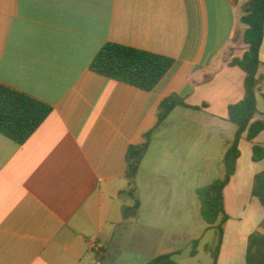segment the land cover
<instances>
[{
    "label": "crops",
    "instance_id": "obj_1",
    "mask_svg": "<svg viewBox=\"0 0 264 264\" xmlns=\"http://www.w3.org/2000/svg\"><path fill=\"white\" fill-rule=\"evenodd\" d=\"M250 1L0 0V84L52 108L23 145L0 134V264H102L134 226L149 241L187 237L194 174L223 161L237 132L228 109L244 99L246 74L230 61L247 51L241 18ZM108 43L174 65L145 92L90 70ZM257 77L255 120H264V41ZM167 99L185 106L159 124ZM193 123L203 133L195 141ZM149 133L134 180L141 207L126 220L134 203L121 195L130 190L126 155ZM194 142L204 152L194 156ZM254 145L264 146V131L240 141L224 190L236 220L228 215L217 264H246L250 236L264 233V207L252 193L264 161H253Z\"/></svg>",
    "mask_w": 264,
    "mask_h": 264
},
{
    "label": "trees",
    "instance_id": "obj_2",
    "mask_svg": "<svg viewBox=\"0 0 264 264\" xmlns=\"http://www.w3.org/2000/svg\"><path fill=\"white\" fill-rule=\"evenodd\" d=\"M238 1V0H237ZM245 29L242 40L247 51L242 58L230 61L232 66L239 67L245 74L244 99L228 109V121L234 124L237 132L232 145L223 158L224 175L215 179L208 186L197 189L200 201V215L207 223L208 229H214L218 235L217 246L211 252L213 264H217L224 238V227L229 220L225 208L224 190L236 172L240 158V141L246 133L252 141L264 131V120H255L258 112L256 94L259 79L260 51L264 41V0H251L249 8L241 18ZM174 65L172 58L116 44H106L90 65V70L102 77L151 92ZM178 106H185L182 101L164 100L159 124H162L170 113ZM193 109H198L194 108ZM52 108L24 93L17 92L0 84V134L18 145H23L38 130L51 114ZM152 134L146 135L145 142L129 147L126 155V177L129 180L128 195L134 200L130 207L124 209L126 220L135 218L140 210L141 202L136 196L134 180L139 173L142 160L149 149ZM253 161H264V146L254 145ZM253 196L264 207V171L255 177ZM264 228V223L262 225ZM199 240L193 241L191 256L198 254ZM181 251L166 253L152 259L148 264H177L174 256ZM246 264H264V233L252 234L248 242Z\"/></svg>",
    "mask_w": 264,
    "mask_h": 264
},
{
    "label": "rangeland",
    "instance_id": "obj_3",
    "mask_svg": "<svg viewBox=\"0 0 264 264\" xmlns=\"http://www.w3.org/2000/svg\"><path fill=\"white\" fill-rule=\"evenodd\" d=\"M175 124H180L181 119L176 117ZM192 133L195 139L203 134L201 133V127L192 124ZM190 129V126L187 128ZM214 134L219 135L217 132ZM219 145V143H218ZM194 156L200 152H204V149H199L200 143L194 142ZM219 150L215 149L214 154H218ZM224 158V157H223ZM199 170L198 168L194 171ZM225 172L223 161H214L210 166V173L208 175H195L194 182L199 188L208 186L215 179L223 177ZM199 199L197 194L193 199L192 214L187 217L186 225L190 226L187 237L171 238L169 236L165 238H159L147 240L142 236V226H134L129 228L125 234L118 241L116 250V256L113 259L106 258L102 264H143L144 261L155 255H160L168 251H181L179 255L175 256V260L178 264H213V257L211 252L205 250L206 245H209L212 249L217 246L218 235L216 230L208 229L207 223L203 220L199 213ZM230 216L232 222L236 220V216L233 213V209L228 207L226 210ZM188 214V213H187ZM173 226H179V222L176 219L175 214H171L169 217ZM207 229V230H206ZM204 234V236H203ZM151 239V237H150ZM155 239V240H154ZM199 240L198 254L195 257L191 256L193 249V241Z\"/></svg>",
    "mask_w": 264,
    "mask_h": 264
},
{
    "label": "built area",
    "instance_id": "obj_4",
    "mask_svg": "<svg viewBox=\"0 0 264 264\" xmlns=\"http://www.w3.org/2000/svg\"><path fill=\"white\" fill-rule=\"evenodd\" d=\"M95 249H96V250H100V247L97 246V245H96V246H93V250H95Z\"/></svg>",
    "mask_w": 264,
    "mask_h": 264
}]
</instances>
